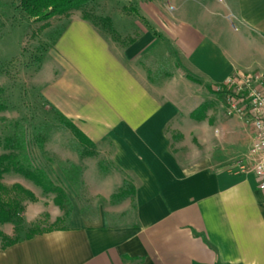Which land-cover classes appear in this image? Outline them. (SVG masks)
<instances>
[{
    "label": "crops",
    "instance_id": "1",
    "mask_svg": "<svg viewBox=\"0 0 264 264\" xmlns=\"http://www.w3.org/2000/svg\"><path fill=\"white\" fill-rule=\"evenodd\" d=\"M172 2L142 6L150 24L121 46L83 18L61 30L41 95L111 162L115 178L90 189L98 205L85 214L73 200L67 212L61 203L28 205L25 220L47 215L63 224L1 248L0 264H264V192L255 174L211 158L186 161L168 134L230 75L264 72V0H224L230 14L190 11L197 20L185 17L183 0ZM215 13L226 25L213 22ZM162 44L177 72L159 84L141 59ZM200 93L206 100L187 108Z\"/></svg>",
    "mask_w": 264,
    "mask_h": 264
},
{
    "label": "rangeland",
    "instance_id": "2",
    "mask_svg": "<svg viewBox=\"0 0 264 264\" xmlns=\"http://www.w3.org/2000/svg\"><path fill=\"white\" fill-rule=\"evenodd\" d=\"M155 1L91 0L82 10L36 20L24 14L19 7V0H0V88L3 90L0 93V103L6 107L0 109V155L13 151L10 146L9 149L4 147L5 139H25V150L31 163L45 171L54 186L53 190L46 191L44 187L17 173L5 175L3 182L7 186L18 183L35 194L37 201L26 200L25 210L31 203L36 204V208L61 203L67 212L72 207L73 200L75 208L85 214L89 210H96L98 205L95 200L87 198L92 193L90 189L103 187L111 178H115L111 162L102 160L96 147L84 146L41 96L42 83L47 78L50 66L48 52L61 30L73 18H83L85 14L90 16L92 22L96 17H108L110 25L98 22V29L114 45L121 46L147 28L150 21L142 11V6L150 9ZM172 1L158 0L168 9L173 8ZM223 2L224 0H183L185 17L197 20L190 13L196 9L197 15L206 13L209 9L217 14H230L228 10L224 12ZM231 21L236 28L237 21L234 18ZM213 22L226 25L216 13ZM231 36L223 31L222 39L226 42ZM173 56L174 52L168 44L152 47L141 59L146 75L156 83L164 82L170 71L177 70V66L171 64ZM185 93L188 95L189 92L184 91L183 94ZM207 98L202 120L182 117L175 127L172 126L174 128H168V134L178 151L186 155V161L211 158L217 162V166L237 168L238 161H247L246 152L253 140L251 126L244 119L229 115L228 105L219 95L212 94ZM205 100L204 94L200 93L186 101L187 108L202 104ZM35 123L39 125L37 131L33 127ZM91 151L94 154L89 156L87 153ZM44 216L31 222L25 220V227L34 225L40 219L43 226L53 224ZM62 224L63 222H57L53 226ZM0 232L13 237L14 225H0Z\"/></svg>",
    "mask_w": 264,
    "mask_h": 264
},
{
    "label": "trees",
    "instance_id": "3",
    "mask_svg": "<svg viewBox=\"0 0 264 264\" xmlns=\"http://www.w3.org/2000/svg\"><path fill=\"white\" fill-rule=\"evenodd\" d=\"M151 1V0H149ZM91 0H19V7L24 12V14L30 19L44 20L49 19L57 14L68 13L72 10H82L84 9ZM88 14L83 16V19L91 21ZM95 21L92 22L94 25L98 26V22L103 25H110L111 20L108 17H96ZM64 30V28H63ZM62 30V31H63ZM60 32V34L62 33ZM2 74V68L0 66V75ZM218 84L214 90L213 94L219 95L221 99L227 103L229 95H232V91L227 89L225 86H219ZM218 86L220 87L219 89ZM3 90L0 88V93ZM42 96V95H41ZM207 104L199 106L193 113V117L203 116ZM0 109H6V107L0 103ZM52 109H54L52 107ZM55 110V109H54ZM56 114L60 118L61 122L69 127L75 134V136L80 140L84 146L94 148V143L79 129L73 122L66 119L61 113L56 111ZM35 130L39 129V125L35 123L33 125ZM40 141V139H39ZM13 150L11 153H6L0 155V225L12 224L14 225V235L13 237L7 236L6 234L0 232V241L2 243V249L12 246L26 239H31L38 234H43L45 232L55 229L53 225L43 226L41 219L30 227H25L24 211L26 200L36 202L37 198L35 194L26 189L21 184H14L12 186H7L3 179L5 175L9 173H17L26 179L33 181L36 185L42 186L48 190H53L54 186L45 171L34 167L30 161V158L25 150V139H5L4 147ZM19 152H14V151ZM89 156L93 155L94 152H88ZM48 216L45 215L44 218ZM44 220V219H43Z\"/></svg>",
    "mask_w": 264,
    "mask_h": 264
},
{
    "label": "built area",
    "instance_id": "4",
    "mask_svg": "<svg viewBox=\"0 0 264 264\" xmlns=\"http://www.w3.org/2000/svg\"><path fill=\"white\" fill-rule=\"evenodd\" d=\"M219 86L233 92L227 100L228 114L244 119L253 133L249 158L253 162L240 160L237 169L254 173L258 188L264 192V72H239L230 75Z\"/></svg>",
    "mask_w": 264,
    "mask_h": 264
}]
</instances>
